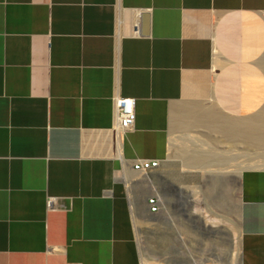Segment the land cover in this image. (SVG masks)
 Segmentation results:
<instances>
[{"label": "crops", "instance_id": "obj_1", "mask_svg": "<svg viewBox=\"0 0 264 264\" xmlns=\"http://www.w3.org/2000/svg\"><path fill=\"white\" fill-rule=\"evenodd\" d=\"M263 62L264 0H0V264H143L131 202L201 119L261 113ZM240 186V262L264 264V168Z\"/></svg>", "mask_w": 264, "mask_h": 264}, {"label": "rangeland", "instance_id": "obj_2", "mask_svg": "<svg viewBox=\"0 0 264 264\" xmlns=\"http://www.w3.org/2000/svg\"><path fill=\"white\" fill-rule=\"evenodd\" d=\"M216 112L223 115L222 110H216ZM231 117L238 118L233 114ZM239 118L243 120L250 117ZM203 121L204 119H201L199 124L201 135L199 143L203 146L199 148V151H212L209 165H203L205 169L202 165L197 166L200 169L185 167L182 153L191 155L197 151V148L180 147V157L169 158L167 166L161 171H155L151 176L152 191L162 200L161 212L157 215H150L146 205L137 203L138 217L141 219L139 230L143 239L140 242L137 237V240L142 260L143 254H145V257L160 262V264H178V261L181 264L182 260L188 264L237 263L233 256V249L234 242L238 241L240 232L239 191L241 178L238 175V168L242 163L244 170L250 169V165L245 161L253 157L264 160V141L249 142L246 137L250 136L251 126L248 125L245 126V129L249 130V134L233 138L229 135L225 136L221 132H208ZM257 122L256 126L260 122L259 119ZM254 153H257L258 156H254ZM204 200L207 202L205 206L202 204ZM230 219L231 221H229ZM231 237L232 239H230ZM209 255H212V258L211 256L208 258ZM198 258L202 259V262Z\"/></svg>", "mask_w": 264, "mask_h": 264}, {"label": "bare ground", "instance_id": "obj_3", "mask_svg": "<svg viewBox=\"0 0 264 264\" xmlns=\"http://www.w3.org/2000/svg\"><path fill=\"white\" fill-rule=\"evenodd\" d=\"M263 67H264V65H263ZM264 108V107H263ZM261 113H259L258 112V116L256 115H253L252 117H250V118H245V119H240L239 117L237 118L236 117V119L235 118H231V119H228L229 120V122H230V128H229V132H230V134L229 135H231V137H233L234 138V136L236 137V136H242L243 134H249V130L248 129H245V126H251V128H250V136L249 137H246V139L249 141V142H262V141H264V109H262L261 111H260ZM210 114H211V112H210ZM210 117H211V115H209ZM218 116V115H217ZM257 119H259V124H258V126H256L257 124H256V122H257ZM217 123V122H216ZM228 123V122H227ZM258 123V122H257ZM194 124V123H193ZM189 125V127H190V124H188ZM192 126H194V125H192ZM191 126V127H192ZM195 126H197V125H195ZM252 126H253V129H252ZM214 127V126H213ZM190 129V128H189ZM221 129V128H220ZM258 131V132H257ZM186 134H187V132H186ZM187 135H190V136H194V134H192L191 135V133H189V134H187ZM195 135H197L196 133H195ZM182 137V136H181ZM184 137V136H183ZM182 137V139H181V141L179 142V140H177L178 141V144L179 143H181L182 141H187V143L185 142V145L186 144H189V145H192L193 146V144H197L199 141H200V137L199 136H194V138L193 139H195V137H198V140H192V138L190 137L189 138V136H187L189 139H191V140H189V139H185L184 140V138ZM207 137V136H206ZM210 138H212V137H210ZM210 140H212V139H210ZM188 141H189V143H188ZM198 141V142H197ZM240 141H242V140H240ZM239 141V142H240ZM197 142V143H196ZM253 142V143H254ZM191 143V144H190ZM215 143V142H214ZM233 143V142H232ZM204 144V143H203ZM211 144V143H210ZM209 144V145H210ZM184 145V146H185ZM237 145V144H236ZM195 146V145H194ZM193 146V147H194ZM197 146V145H196ZM211 146V145H210ZM249 146V145H248ZM182 147H183V144H182ZM190 146H188V148H189ZM198 148H200V147H203L202 145L200 146L199 144H198V146H197ZM209 147V146H208ZM186 148V147H185ZM196 148V147H195ZM197 148V149H198ZM205 148V147H204ZM202 149V148H201ZM212 149V148H211ZM249 150V149H248ZM198 152H199V150H197ZM207 151H209V150H207ZM205 152V151H204ZM200 153V152H199ZM203 153V152H202ZM240 153V152H239ZM184 154H186L185 152H184ZM207 154V155H206ZM210 155H211V153H209ZM209 154L206 152L205 154H203V155H205V156H203V155H200V154H198L196 151H195V153H192L191 155H189V154H187L186 156H183L182 158H183V160H184V166L185 167H189L190 169L191 168H194V169H200L199 167H197L198 165H208V163L207 162H210V158L211 157H209ZM183 155V154H182ZM223 155V154H222ZM229 155V154H228ZM232 155V154H231ZM254 156L256 155V156H258V154L257 153H254L253 154ZM208 156V157H207ZM236 156V155H235ZM237 156H239V155H237ZM248 156V155H247ZM178 157H180V155L178 156V155H173V156H171V158H178ZM240 157V156H239ZM220 158H221V156H220ZM227 158V157H226ZM232 158H236V157H232ZM242 159H243V157H241ZM238 159V158H237ZM240 160V159H239ZM237 162V161H236ZM239 162V161H238ZM237 162V163H238ZM212 163V162H211ZM245 163H247L248 165H250V169L251 168H264V160L263 159H259L258 157H253V158H250V159H248L247 161H245ZM212 164H214V163H212ZM233 165V164H232ZM243 164L242 163H240V165H239V168H238V175L240 176V178H241V176H242V173H243V171H244V167L242 166ZM211 166V165H210ZM233 166H235V165H233ZM233 166H231V167H233ZM245 166H246V164H245ZM204 167V166H203ZM207 168V167H206ZM209 168V167H208ZM234 168V167H233ZM185 169H187V168H185ZM184 169V170H185ZM193 169V170H194ZM203 169V168H202ZM204 169H205V167H204ZM246 169V168H245ZM182 170V169H181ZM209 170V169H208ZM192 171V170H191ZM236 171H237V169H236ZM223 173V172H222ZM206 176V175H205ZM127 177H128V175H127ZM130 185V184H129ZM187 186V185H186ZM202 186V185H201ZM131 187V186H130ZM134 188V187H133ZM188 188V187H187ZM181 189V188H180ZM211 189V188H210ZM197 191V190H196ZM199 191V190H198ZM238 191V190H237ZM240 192V191H239ZM200 194H201V192H199ZM210 194V193H209ZM196 195V194H195ZM208 195V194H207ZM237 195V194H236ZM202 196H203V194H202ZM230 196V195H229ZM197 197H198V195H197ZM236 197V196H235ZM199 198V197H198ZM210 198H211V196H210ZM161 199V198H160ZM238 199H239V197H238ZM195 201L196 200H200V199H194ZM205 200H206V198H205ZM204 200V202L202 203V204H204V206L206 205V201ZM169 201V200H168ZM198 201H197V203H198ZM201 201V200H200ZM212 202V201H211ZM224 202V201H223ZM196 203V204H197ZM202 204H201V206H202ZM195 205V204H194ZM199 206V205H198ZM198 206H197V208H198ZM131 207H132V211H133V216H134V220H135V225H136V232H137V237H138V240L141 242V240H143L142 238H141V236H142V234L140 233V230H139V226H140V224H141V219L138 217V210H137V203H135L134 201H132L131 202ZM190 207V206H189ZM195 207H196V205H195ZM208 207V206H207ZM163 208H165V206H163ZM209 208V207H208ZM199 209V208H198ZM224 209V208H223ZM168 210V209H167ZM200 210V209H199ZM192 211V213H193V210H191ZM208 211V210H207ZM195 212V211H194ZM207 213V212H206ZM212 213V212H211ZM216 213V212H215ZM196 214H197V212H196ZM223 214H224V212H223ZM222 214V215H223ZM205 215V214H204ZM214 216V215H213ZM224 216H225V214H224ZM225 218V217H224ZM214 220V219H213ZM218 220V219H217ZM207 221V220H206ZM209 221V220H208ZM216 221V220H215ZM229 221H231V219L229 220ZM143 222V221H142ZM173 222H175V221H173ZM234 223V222H233ZM175 224V223H174ZM215 224V223H214ZM143 225V224H142ZM172 225H173V223H172ZM216 225V224H215ZM207 226V225H206ZM233 226V225H232ZM178 228V227H177ZM237 228V227H236ZM183 229V228H182ZM231 230V229H230ZM237 231H238V229H237ZM238 233V232H237ZM183 234H185V233H183ZM238 235V234H237ZM240 237V232H239V236H238V241H236V242H234V244H235V246H234V249H233V256H234V258H235V260H237V263L236 264H242L241 262H240V249H239V238ZM230 239H232V237L230 238ZM224 244L226 243V242H223ZM222 243V244H223ZM227 244V243H226ZM208 245V244H207ZM142 246V245H141ZM206 246V245H205ZM225 246V245H224ZM207 247V246H206ZM185 248V247H184ZM225 249H227L226 248V246H225ZM206 250V249H205ZM226 251V250H225ZM228 251H230V250H228ZM224 254V253H223ZM229 254V253H228ZM231 254V253H230ZM229 254V255H230ZM200 256V255H199ZM210 256H211V258H212V255H209V257L208 258H210ZM226 256V255H225ZM232 258V257H231ZM159 259V258H158ZM198 259H200V258H198ZM202 259H200V261H201ZM215 260H217V259H215ZM198 262H199V260H198ZM197 262V263H198ZM202 262V261H201ZM228 262V261H227ZM200 263V262H199ZM220 263V262H219ZM143 264H160V262H157V261H152L150 258H147V257H145V254H143ZM203 264V263H202ZM215 264V263H214ZM233 264V263H232Z\"/></svg>", "mask_w": 264, "mask_h": 264}, {"label": "built area", "instance_id": "obj_4", "mask_svg": "<svg viewBox=\"0 0 264 264\" xmlns=\"http://www.w3.org/2000/svg\"><path fill=\"white\" fill-rule=\"evenodd\" d=\"M115 108V125L114 132L119 138L123 133L131 131L136 123V99L130 97L115 96L114 98ZM160 167V161L139 159L134 163V170L147 174ZM52 198L48 200V207L53 205ZM150 215H157L162 210V200L159 196L150 197L147 201Z\"/></svg>", "mask_w": 264, "mask_h": 264}, {"label": "water", "instance_id": "obj_5", "mask_svg": "<svg viewBox=\"0 0 264 264\" xmlns=\"http://www.w3.org/2000/svg\"><path fill=\"white\" fill-rule=\"evenodd\" d=\"M181 193H182V189H180Z\"/></svg>", "mask_w": 264, "mask_h": 264}]
</instances>
